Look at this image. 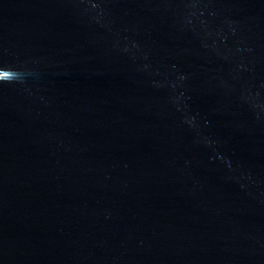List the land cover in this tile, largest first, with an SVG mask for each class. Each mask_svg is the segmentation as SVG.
Returning <instances> with one entry per match:
<instances>
[{"label": "clouds", "instance_id": "obj_1", "mask_svg": "<svg viewBox=\"0 0 264 264\" xmlns=\"http://www.w3.org/2000/svg\"><path fill=\"white\" fill-rule=\"evenodd\" d=\"M21 73L0 70V80L11 81L20 79Z\"/></svg>", "mask_w": 264, "mask_h": 264}]
</instances>
